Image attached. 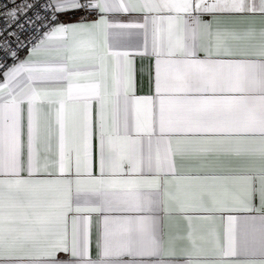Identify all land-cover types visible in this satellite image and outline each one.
<instances>
[{
	"label": "snow or ice",
	"instance_id": "6c2138e0",
	"mask_svg": "<svg viewBox=\"0 0 264 264\" xmlns=\"http://www.w3.org/2000/svg\"><path fill=\"white\" fill-rule=\"evenodd\" d=\"M0 264H264V0H0Z\"/></svg>",
	"mask_w": 264,
	"mask_h": 264
},
{
	"label": "crops",
	"instance_id": "0c3cea01",
	"mask_svg": "<svg viewBox=\"0 0 264 264\" xmlns=\"http://www.w3.org/2000/svg\"><path fill=\"white\" fill-rule=\"evenodd\" d=\"M118 16H123L125 14H117ZM79 15L65 17L67 22L75 23L79 20ZM121 47L117 50H128L136 54L130 56L133 61L135 69V95L138 97L154 95V83L150 80L149 72H154V57L143 56L138 54L140 49L135 47L124 46L126 42H118ZM258 202V201H257ZM96 220L97 217L93 214V226H92V253L95 255V238H96ZM64 255V254H61Z\"/></svg>",
	"mask_w": 264,
	"mask_h": 264
}]
</instances>
